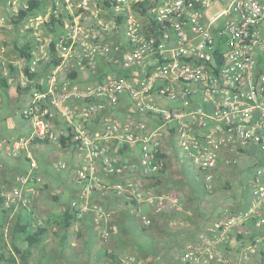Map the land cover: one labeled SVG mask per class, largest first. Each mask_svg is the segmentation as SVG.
<instances>
[{
	"label": "built area",
	"instance_id": "1",
	"mask_svg": "<svg viewBox=\"0 0 264 264\" xmlns=\"http://www.w3.org/2000/svg\"><path fill=\"white\" fill-rule=\"evenodd\" d=\"M43 6L46 10L36 24L50 35L39 56L32 48L31 66L34 70L52 55L60 61L38 77H22L19 86L30 89L24 112L30 120L28 143L73 136L66 148L81 161L77 182L84 197L95 191L119 195L144 226L152 224L153 215L163 213L173 197L147 191L132 179L108 181L100 167L107 174L138 170L155 186L168 164L163 137L174 131L182 160L191 162L204 188L212 191L221 178L220 159L235 166L239 157H252L246 200L213 221L209 229L220 236L218 241L203 230L199 246L204 262L235 264L216 246L229 243L234 235L243 256L258 254L264 264V0H45ZM52 16L60 21L55 32ZM98 62L102 72L94 76ZM123 95L137 112L156 122L134 115L124 122L117 118L114 111ZM156 99L167 100L169 106L160 107ZM57 115L63 118L61 130L53 122ZM122 150H138V158L121 163ZM7 153L23 154L30 166L10 188L0 185L5 205L30 209L29 193L37 196L42 189L38 162L22 139ZM67 167L66 161L55 165L58 171ZM70 207L89 210L78 200ZM93 208L99 223L114 213L109 207ZM118 229L117 224L106 227L103 238ZM186 262L201 264L192 253Z\"/></svg>",
	"mask_w": 264,
	"mask_h": 264
},
{
	"label": "crops",
	"instance_id": "2",
	"mask_svg": "<svg viewBox=\"0 0 264 264\" xmlns=\"http://www.w3.org/2000/svg\"><path fill=\"white\" fill-rule=\"evenodd\" d=\"M5 7L10 9V1L0 0V16L4 12ZM23 23H21L20 25H22ZM11 28L13 27L10 25V29ZM16 36L17 34L14 33H10L9 36H1L0 33V90L10 93L9 102L6 101L0 93V182H7L12 185L14 182L12 183L11 180L15 178L18 170L23 168L28 169V167L30 166V159L28 160L22 153V155H19V157H12L7 153V149L11 148L17 139H22L23 145L29 146L31 154L36 158L38 162V168L36 172H38L40 176V178L38 179L40 185L42 186V193L37 196L29 193V196L31 197L30 209L13 210L10 216L16 218V223L18 221L26 222L27 219L31 216L33 225L38 226L42 224L39 220H37L38 223L36 224V218L39 214L43 213L42 216L45 221V224L43 225L48 228V232L44 238L43 243L39 246L46 247V243L48 242V240L52 236H55L57 242L60 243L63 250L66 246L63 238L65 236H67V239L70 238V235L68 233L72 232L74 224L76 222H74L73 225L68 230H66L59 224L57 225L52 223L51 220L55 216L59 215L66 205L70 204L73 200H78L82 205L88 204L90 208L89 211H94V206H108L113 209V215L102 222H105L106 227L117 224L119 227L118 232L113 233L112 235L115 236L118 233L122 234L124 230L129 229L130 225L134 222V219L138 217L129 215L128 208L124 200L119 195H116L114 193H109L107 191H95L90 196L84 197V195L82 194V188L77 182V169L80 166L81 162L77 154L68 152L66 150L67 148L61 145L60 142L41 144L34 143L33 141L31 143H28V139L31 134L30 120L24 117V112L28 107L30 98L28 102L25 103L23 102V100L24 98L29 96L30 93L24 92L23 89L21 92H19V85L14 82V77L8 69V65L14 70H16L17 66L18 68L16 70V73H19V71H22L23 69V73L25 74V69L28 63L19 55V53L12 54V51H10L13 45L15 48L17 45H19L16 41H13V45L9 44L6 46L2 45L1 43L2 40L10 42L11 40L15 39ZM23 38L25 43L29 36ZM27 41H31V39ZM3 46L5 47L4 51L1 50V47ZM8 53L12 54V56L15 58H9ZM133 110L135 109L133 108ZM25 120H28L29 122L26 124ZM53 122L55 128L57 130H61L63 126V118L60 115H57L56 117H54ZM172 133L175 135L174 131H172ZM173 134H165V136L163 137L164 140L173 138ZM38 145L52 146L54 148L53 152L50 153L52 158L54 154L59 155V157L66 156L68 161L67 174L57 176L47 175L48 164L46 162V157L41 156V159L33 150L34 146ZM113 148L114 146L111 148L112 152ZM163 149L170 156L169 162L167 164V170L163 174L164 178L162 179L161 177L160 184L157 183L155 186H152L147 180H145L138 170H132V168H130L125 173L107 174L104 169L100 167V172L108 181L118 182L122 180L132 179L138 182L139 185H141L147 191L155 192L158 194H168L173 197L163 213L153 215V222L155 226L152 228L156 231V233H154L152 237L149 238V240L153 243L150 245L138 241L136 245L138 251L136 253L142 258L144 257L145 262L149 261L153 262L154 264H187L186 260L190 253L198 257L201 264H220L217 261L204 262L203 252L201 251V248L199 246L202 242L200 233L203 230H207L210 240L218 241L220 239L219 235L214 234L209 229L213 222L209 218L213 209L210 206H206L208 204L206 197L207 195L202 194L198 199L194 197L189 190H187L185 185L184 187L179 186L185 183L180 174L181 168L184 167L189 170L190 163H183L181 156H179L181 164L177 161H173L171 147L169 149L163 145ZM175 150L177 151L176 148ZM121 154V163H131L138 158V150L131 152L123 151L121 152ZM11 158L15 159L11 161ZM221 160L223 159H220V161ZM60 161L64 160L60 158L59 162ZM50 197L53 199V201L55 200L54 205L49 204ZM91 201L95 202V204H93V207H90ZM181 201L187 203L186 209H184L183 211H178L180 210V207L181 209H183L184 207L182 206ZM219 217H221V215L218 216V218ZM112 220H117V223H111L110 221ZM170 222L172 224L171 226H174V224H176V226L168 228ZM162 231L169 234V237L164 236V233H162ZM234 239L235 237L234 235H232L229 243H226L224 245L218 244L216 246L221 250L229 253L230 256L234 259L235 264H261L260 262L258 263L253 261L254 259H259L258 254H253L248 257L243 256L240 252V250L242 249L241 245L237 242V240ZM160 241H162L163 243L161 249L158 247L160 245ZM13 243L18 244L17 241ZM153 244L156 246L154 247ZM121 246L122 247L119 248V253L125 251V248L127 247L125 243H122ZM34 249L33 254L30 258V262H32L35 256ZM113 251H117L116 245L113 246ZM46 255H48V253H41L42 258Z\"/></svg>",
	"mask_w": 264,
	"mask_h": 264
},
{
	"label": "rangeland",
	"instance_id": "3",
	"mask_svg": "<svg viewBox=\"0 0 264 264\" xmlns=\"http://www.w3.org/2000/svg\"><path fill=\"white\" fill-rule=\"evenodd\" d=\"M6 1H12V0H6ZM14 1H15L14 5L12 6L10 4V9L5 7L4 12L0 16V27L7 28V29H0V33L1 36H9L10 33H14L17 34L18 37L16 36V38L11 40L10 42L2 40L1 43L2 45L6 46L9 44L13 45L14 42L16 41L17 44L20 45L24 43L23 37L29 36L27 40L31 39V41H33L34 43L33 48L36 52V55L39 56L41 53L40 51L43 49V43H45V38L50 35L47 28H45L43 25L37 26L36 24L38 18L41 17L42 12H44L45 10L41 9L40 11L32 13L29 19H27L22 25L16 27L15 25H12L10 18L12 14H14L16 9L22 8L27 4V0H14ZM10 25L13 28L10 29ZM10 51H12V54L14 53L18 54V51L16 50L14 45L12 46ZM12 54L8 53V57L11 59L15 58L12 56ZM17 68L18 67L16 66V70ZM8 69L14 77V82L17 83V85H20L22 81V77L25 75L23 73V69L22 71H19V73H16L17 71L12 69L9 65H8ZM101 70H102V64L98 62L97 72L94 74V76L101 74L102 72ZM0 93L5 98V100L9 102L10 93H7L6 91L3 90H0ZM29 98L30 95L24 98L23 102L24 103L28 102ZM156 102L160 107L166 108L169 106L168 105L169 102L164 99H158V100L156 99ZM133 108L135 107L132 100L127 95H123L122 105L117 107L114 112L116 114V117L123 122L128 117H131L133 115L135 116L136 120H143V121L147 120L153 124L156 122L155 119H152L147 114H140L136 110H133ZM28 122H29L28 120H25L26 124ZM179 143H180V137L178 134H175L174 137L171 139H165L163 141V145L166 148L170 149L171 147V154L173 161H177L178 163L181 164L179 156L182 157V150L179 146ZM175 148L177 149V151L175 150ZM33 150L37 153V156L40 157L41 159H42L41 156L46 157L47 160L46 162L48 164L47 175L57 176V175L67 174L68 168H65L61 171H58L55 168V164L59 162L60 158L68 162L67 157L66 156L59 157V155L54 154L52 158L50 155V153L53 152L54 150L52 146L38 145V146H34ZM66 150L68 151V149ZM258 154H259L258 152L255 153V156H259ZM166 155H167V161L169 162L170 156L167 153ZM234 156L235 155H232V158ZM11 159H12L11 161H13V159L15 158H11ZM238 160L239 163L235 166H228L226 163H224L223 160L219 162V173L221 175V178L216 181L212 191L205 190L202 184V179L198 177L197 175L198 172L193 165L189 168V170H187L184 167L181 168L180 174L183 180L185 181V183L179 186L184 187L185 185L187 190H189L192 193V195L198 199L202 194L207 195L206 197L208 204L206 206H210L213 209V211L209 216V218L212 221H214L220 215L223 216L228 212H232L239 209L241 206L239 200H246L247 198L245 189L248 186V179L250 173L254 168L253 164L255 162V159H253L252 157L250 158L247 156H243V157H239ZM188 162L191 163L188 160H183V163H188ZM27 170L28 169L25 168L19 169L18 173L15 175V178L17 175L24 173ZM36 175L38 178H40L38 172H36ZM161 177L162 179L164 178L163 175H161ZM15 178L11 180L12 183L15 181ZM225 181H228L230 184V186H228L227 188L224 187ZM0 185H4V188L6 189L11 187L10 183L2 182V181L0 182ZM41 193L42 191L40 192V194ZM49 204L50 205L55 204V200L53 201L51 197ZM70 204L66 205L65 208L62 210V212L59 215L55 216L51 220V222L58 225V223H56V220H58L59 217L62 216V214L66 211V209L70 206ZM93 204H95V202L91 201L90 207L91 206L93 207ZM186 204H187L186 202H182V206L184 207L183 209L178 211H183L184 209H186ZM89 210L85 212L79 211L78 216L80 220L76 221L72 232L68 233L70 235V238L66 239L65 241L66 246L63 249L64 251L62 250L60 243L57 242L56 237L52 236L46 243L47 245L46 247L37 246V248L34 249L35 256L31 264H109V258L105 255L106 251L119 255L122 258L124 264H139L137 260L142 261V263L140 264H147L149 262V261L145 262L144 257L142 258L139 255H137L136 252L138 251V249L136 248V245L138 241L150 245L153 243L149 240V238L152 237L154 233H156V231L152 228L155 226L154 222H152V224L148 226H144L139 220V218H136L134 219V222L130 225L128 230H124L122 234L118 233L115 236L112 235V237L105 240L102 236V233L106 228L105 222H101V223L97 222L95 219L96 218L95 212ZM12 211L13 209L9 210L6 223L4 224L3 228H0V236H2V244L6 247L7 255H11V250L14 249L13 242L17 241L18 243H20V246L25 247V244L22 243L20 239L14 240L13 238V229L16 224V218L10 216ZM42 215L43 213L38 215V217L36 218V224L38 223L37 220H39L42 225L45 224ZM1 221H2V215L0 214V223ZM110 222L117 223V220H112ZM171 225L172 224L170 222L168 228L176 226V224H174V226ZM162 233H164V236L169 237V234L163 231ZM122 243H125L127 247L125 248V251L119 253L120 250L119 248L122 247L121 246ZM159 244L161 246L159 245L158 247L161 249V247L163 246L162 241H160ZM115 245L117 251H113V246ZM155 246L156 245H154V247ZM43 252H45V254L48 253V255L42 258L41 253ZM131 258H135L136 261L132 260ZM254 261L259 263V260L257 259H254Z\"/></svg>",
	"mask_w": 264,
	"mask_h": 264
},
{
	"label": "trees",
	"instance_id": "4",
	"mask_svg": "<svg viewBox=\"0 0 264 264\" xmlns=\"http://www.w3.org/2000/svg\"><path fill=\"white\" fill-rule=\"evenodd\" d=\"M45 4V0H28L27 5L25 7H22L18 9L17 12H15L11 18L10 21L13 25L19 26L21 23H23L25 20H27L32 13L40 11L41 9L46 8L43 6ZM54 28L51 29V31L55 32L59 28L58 24H60V21H58L55 17L52 16L51 22H50ZM48 23V24H50ZM0 29H7L6 27H0ZM54 46L55 43L51 42V49L52 53L54 54ZM33 48V42L32 41H26L25 43L21 45L16 46V50L18 51L19 55L26 60L28 63L26 69H25V75L29 78H35L40 76L43 72H45L49 67L58 64L60 59L56 57L55 55H52L49 59L40 61L36 68L33 70L31 66V62L34 58V54L32 52ZM75 76V75H72ZM19 92L22 91V88L18 86ZM29 88L23 89L24 92H29ZM73 137V136H72ZM72 137H61L60 143L64 147L72 146ZM34 143H41V144H51L49 139H43V140H34ZM123 152V151H121ZM167 166L163 170L162 175L166 172ZM161 180H158V183L160 184ZM228 186H230L229 183H227ZM226 185V186H227ZM56 199V198H55ZM10 208L5 205V199L1 195L0 191V214L2 215V221H1V228L4 227V224L7 221V215L9 213ZM79 211L78 210H72L69 206L66 211L62 214L61 217H59L58 220H56V223H58L62 228L68 230L74 222L79 221L78 216ZM30 218L27 219L26 222L18 221L13 229V238L14 240L20 239L22 243H24L26 246L22 247L20 246V243L16 244L13 243V250H11V255H7L6 247L2 244V236H0V264H31L30 258L33 254V249L37 246L41 245L44 241V238L48 232V228L44 225H38L34 226L33 221ZM67 236L63 238V241H66ZM105 255L109 258V264H124L122 258L115 254L106 251ZM147 264H154L153 262H148Z\"/></svg>",
	"mask_w": 264,
	"mask_h": 264
}]
</instances>
